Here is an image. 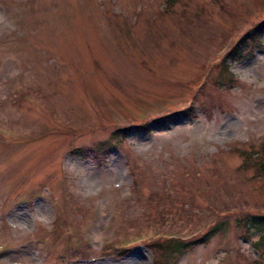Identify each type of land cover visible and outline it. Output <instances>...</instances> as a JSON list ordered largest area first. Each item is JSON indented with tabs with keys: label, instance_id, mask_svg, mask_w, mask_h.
<instances>
[{
	"label": "rangeland",
	"instance_id": "obj_1",
	"mask_svg": "<svg viewBox=\"0 0 264 264\" xmlns=\"http://www.w3.org/2000/svg\"><path fill=\"white\" fill-rule=\"evenodd\" d=\"M263 149L264 0H0V264H264Z\"/></svg>",
	"mask_w": 264,
	"mask_h": 264
},
{
	"label": "trees",
	"instance_id": "obj_2",
	"mask_svg": "<svg viewBox=\"0 0 264 264\" xmlns=\"http://www.w3.org/2000/svg\"><path fill=\"white\" fill-rule=\"evenodd\" d=\"M261 31H262V29H259L257 27L255 29L253 35H252V33L250 35H252L254 38H261L262 37ZM190 111H191V108H189L187 111H184L182 113H178V114L174 115L173 117L171 116L168 118H171V119L174 117L179 118L180 116H183V118H188L187 113ZM180 119H182V118H180ZM123 134H124V136L126 135L125 133H123ZM263 151H264V149H263ZM260 153H261V155L259 156V160L261 162L259 163V165H257V170H258L257 174H258V176H264V154H262V152H260ZM244 222H245L244 227L246 228L248 233H249L250 229L258 230V231L263 233V236L261 237L260 241L255 244V246L257 248L262 246V244L264 243V216H250L248 218V220H246ZM223 227H224V223L214 225L211 228V230L209 231V233H207L205 236H203V240H207L211 234L223 232L224 231ZM177 241H179V240H177ZM177 241H175V243H176L175 245L170 246V249L172 250L171 256L176 255L174 258H176L177 255L183 254V252L186 251L187 247H190V246L195 245L197 243V241H194V242L190 241L188 243H183L182 241L177 242ZM155 264H159V262L156 261Z\"/></svg>",
	"mask_w": 264,
	"mask_h": 264
}]
</instances>
